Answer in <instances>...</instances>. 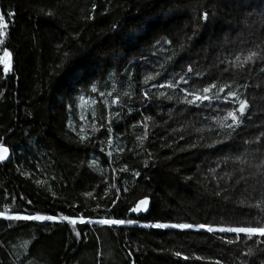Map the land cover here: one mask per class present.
<instances>
[{"label":"trees","instance_id":"obj_1","mask_svg":"<svg viewBox=\"0 0 264 264\" xmlns=\"http://www.w3.org/2000/svg\"><path fill=\"white\" fill-rule=\"evenodd\" d=\"M0 12L14 14L0 44L12 65L4 75L0 63V142L13 154L0 165V211L151 224L264 216L236 204L264 197V58L228 63L264 48V0H0ZM210 83L229 87L182 102L185 89ZM229 88L249 101L230 136L218 123L238 107ZM218 188L233 199L214 196ZM144 196L148 213L128 211ZM221 237L235 234L0 217V264H264L255 242L264 237Z\"/></svg>","mask_w":264,"mask_h":264},{"label":"snow or ice","instance_id":"obj_2","mask_svg":"<svg viewBox=\"0 0 264 264\" xmlns=\"http://www.w3.org/2000/svg\"><path fill=\"white\" fill-rule=\"evenodd\" d=\"M95 4H93V9H95ZM47 15H52L51 12L46 13ZM14 14L12 12L8 13H2L0 12V44H3V37L5 36V29L8 27L7 21L5 19L6 16H13ZM209 13L204 12L201 16L202 19L205 21L208 19ZM86 19H92V16L85 17ZM113 29L117 27V25L112 26ZM169 43H171L169 41ZM258 50H249L247 55H236L234 60L228 61L229 65L236 68V69H243L246 64H249L250 62H253L257 59L264 58V48H261L260 45L257 46ZM68 54L65 53V56ZM224 61L222 60L221 63ZM0 63H3L5 72L10 71L11 69V53L5 48L3 51V56L0 57ZM194 71L193 67L191 65L188 66L187 72L192 73ZM264 71V69H262ZM153 79L152 76L146 77V81ZM181 81L183 83L187 84L189 81L184 77H180ZM159 87H168V88H175L176 82L173 81L172 83H169L167 85H159ZM229 87L228 85H224L223 87L216 84V83H210L207 86L199 87L196 86L192 90L185 89L184 90V99L183 103L188 105H193L198 102L207 101L211 99L210 93L213 92V90H217L218 92H224L225 88ZM92 92H97V88L94 86L92 87ZM101 96L105 95L103 92L100 93ZM109 96L112 95V93H108ZM144 98L147 100L149 99V94L145 92ZM163 96L164 93H161ZM124 96L130 98V93L124 92ZM227 96L231 98V100L238 104V107L234 108L233 110H230L227 112L225 116H223L222 120L218 121L219 126L223 129H228L229 132L226 133V135L230 136L231 131H234L235 128H238L240 124L242 123V118L245 116L246 111L249 109V101L246 98H243L240 96V94L237 91H232L229 88V91L227 92ZM168 99H172V97H167ZM119 97H115L112 99L111 103L116 104L119 102ZM80 100L83 101L84 97H80ZM230 121V122H229ZM103 125H101L102 127ZM93 130L98 131L99 129L96 128L95 124H93ZM75 131V129H73ZM108 143L111 145L112 138H111V127L108 128ZM80 132H84V128L81 127ZM89 137L87 135H80V140L84 141L87 140ZM145 137H140V139H144ZM195 147V145H193ZM122 151V150H121ZM109 156H111V152L108 153ZM149 157L151 156V153H148ZM9 158V148L5 146L3 142H0V162H4ZM145 166L147 167V162L145 161ZM127 168L121 169V171H126ZM214 171V170H213ZM259 174L261 177H264V164L259 166ZM135 175L139 176L140 173L136 172ZM187 179L191 180V177H187ZM216 197H220L221 199L225 201H231L233 199L232 193H230L228 188H218L212 193ZM87 196H92L93 194L91 192L85 193ZM20 199H23L21 197ZM29 205L32 204V201H27ZM236 204L241 207H247L249 209H256L258 210L257 214H264V197H261L258 201L255 203H252L249 201L247 197H244L242 194V198L236 200ZM149 209V198L147 196L142 197L139 199L133 206H131L128 211L133 213H140V212H146ZM8 209L5 208L4 211H0V217H3L6 220L10 221H35V222H49V221H66L69 225L75 226L77 223L79 224H100V225H108V226H121L125 224H134L137 221L132 219H114V218H101L97 220L92 219H86L83 216H79L77 218H73L67 215H60L57 216L55 214L48 215L42 213L40 210H37L35 212H23V213H17L9 215ZM152 228L156 229H179L181 231L184 230H191L195 229L196 231L203 230L209 234H217V233H233L235 234L234 239H225L224 237H221V240L223 243L226 244H235L241 240V234H243L244 238L246 240H251L253 237H264V216H261L260 219H254L252 222H243V223H235V224H212V223H153L150 225ZM144 227H149V225H144ZM74 237L80 238L81 232L75 231V228H73ZM259 244H264V239H260L255 241ZM253 249L249 248L247 255H252ZM173 255L176 257H180L182 253L180 251H174ZM185 260L189 259L188 256L183 257ZM196 260H203L204 257L201 256H194ZM214 264H222V261L216 260Z\"/></svg>","mask_w":264,"mask_h":264},{"label":"water","instance_id":"obj_3","mask_svg":"<svg viewBox=\"0 0 264 264\" xmlns=\"http://www.w3.org/2000/svg\"><path fill=\"white\" fill-rule=\"evenodd\" d=\"M7 147V146H6ZM9 148V147H8ZM12 151H11V149L9 148V158L6 160V161H4V162H0V165L1 164H3V163H5V162H7V161H9L11 158H12ZM150 209H151V201L149 200V209H148V211H146V212H140V213H134V214H136V215H142V214H145V213H148L149 211H150ZM132 214H133V212H131Z\"/></svg>","mask_w":264,"mask_h":264},{"label":"rangeland","instance_id":"obj_4","mask_svg":"<svg viewBox=\"0 0 264 264\" xmlns=\"http://www.w3.org/2000/svg\"><path fill=\"white\" fill-rule=\"evenodd\" d=\"M3 64V63H2ZM11 69H12V65H11ZM11 69H10V71H7V72H5V69H4V65H3V73H4V75H6V74H8V73H10L11 72ZM10 215H12V214H10ZM129 225V224H128ZM130 225H132V226H144V225H151V223H145V222H140V221H137L136 223H134V224H130Z\"/></svg>","mask_w":264,"mask_h":264},{"label":"bare ground","instance_id":"obj_5","mask_svg":"<svg viewBox=\"0 0 264 264\" xmlns=\"http://www.w3.org/2000/svg\"><path fill=\"white\" fill-rule=\"evenodd\" d=\"M11 149V148H10Z\"/></svg>","mask_w":264,"mask_h":264}]
</instances>
